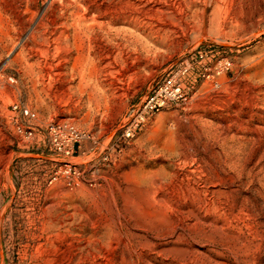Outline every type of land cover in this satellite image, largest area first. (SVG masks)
<instances>
[{"label":"rangeland","instance_id":"rangeland-1","mask_svg":"<svg viewBox=\"0 0 264 264\" xmlns=\"http://www.w3.org/2000/svg\"><path fill=\"white\" fill-rule=\"evenodd\" d=\"M187 59L188 101L126 137ZM52 120L90 135L74 186ZM0 264H264V0H0Z\"/></svg>","mask_w":264,"mask_h":264},{"label":"built area","instance_id":"built-area-1","mask_svg":"<svg viewBox=\"0 0 264 264\" xmlns=\"http://www.w3.org/2000/svg\"><path fill=\"white\" fill-rule=\"evenodd\" d=\"M207 57L208 54L203 51H199L197 54V59L200 62H205ZM181 65L184 66L171 71L156 88L150 90L145 96L136 110V114H134L131 125L124 133L126 137L132 136L134 129L143 124L147 118L160 113L170 106L184 104L188 101L189 87H187V83H189L188 81L192 75V66L188 59L183 61ZM229 65L230 62L228 60L220 61L219 65L216 66V74L220 75L229 69ZM211 75L215 74L211 73V69L205 66L203 76L210 77ZM11 109L13 112L20 113L24 117L34 118L30 109L20 103H13ZM16 124L18 132L26 138L30 139L34 136V125H29L25 128L18 123V120H16ZM41 128L48 140L50 148L57 154L59 157L58 160L61 162L59 169L56 171L57 176L51 178L49 183L52 184L60 176L61 178H65L70 186H74V184L82 179V173L73 159L79 152L83 140L90 138V135L69 121L52 120Z\"/></svg>","mask_w":264,"mask_h":264},{"label":"bare ground","instance_id":"bare-ground-1","mask_svg":"<svg viewBox=\"0 0 264 264\" xmlns=\"http://www.w3.org/2000/svg\"><path fill=\"white\" fill-rule=\"evenodd\" d=\"M154 0H150V2H153ZM156 1H158L160 4L162 3V0H156ZM185 1H187V0H185ZM194 1V0H193ZM198 1V0H197ZM211 3V2H210ZM187 4H191L190 2H188ZM186 4V5H187ZM146 5V4H145ZM166 5V4H165ZM206 5V4H205ZM187 6H189V5H187ZM148 7V6H147ZM167 7V6H166ZM162 11V10H161ZM160 11V12H161ZM165 11V10H164ZM164 11H162V12H164ZM172 12V11H171ZM170 12V13H171ZM175 14V13H174ZM174 16V15H173ZM98 18L99 17H97V19L95 18V19H93L92 20V22H89V21H87V18H86V16H84V17H82V22L81 21H79L78 23H77V27H78V30L80 31V34H85V33H90V32H94V29H95V27L99 24V22H98ZM126 21V20H125ZM108 23L109 24H111L112 25V21L110 20V21H108ZM107 23V24H108ZM125 28V27H124ZM123 28V29H124ZM127 28V27H126ZM131 32V31H130ZM78 34H79V32H78ZM131 35V34H130ZM129 42V41H128ZM76 45V44H75ZM77 46V45H76ZM66 51L69 53V54H71L72 52H73V48H72V46H70L69 44H67V46H66ZM78 49V48H77ZM78 59H79V57L78 58H75L74 59V61H73V63H72V69H73V73H76V75H80L81 77L83 76V73L82 74H80L81 72L79 71V68H78V65H77V62H78ZM67 63H71V60L70 59H67V61H66ZM74 76H75V74H73V78H74ZM84 78V77H83ZM82 78V79H83ZM81 79V83H82V81L84 80H82ZM85 81V80H84ZM79 86H80V84H79ZM82 86V85H81Z\"/></svg>","mask_w":264,"mask_h":264}]
</instances>
